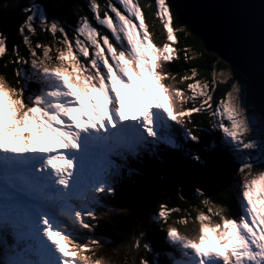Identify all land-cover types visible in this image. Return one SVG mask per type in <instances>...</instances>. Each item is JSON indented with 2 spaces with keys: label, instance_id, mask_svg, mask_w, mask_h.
<instances>
[{
  "label": "snow or ice",
  "instance_id": "obj_1",
  "mask_svg": "<svg viewBox=\"0 0 264 264\" xmlns=\"http://www.w3.org/2000/svg\"><path fill=\"white\" fill-rule=\"evenodd\" d=\"M155 3L166 31L162 46L154 43L138 0H107L103 15L97 0H89L92 19L79 9L75 25L50 19L38 0L4 5L24 14L18 33L28 54L19 45L9 49L8 37L0 32V59L12 56L4 67L12 65L18 85L0 75V264H101V258L93 259L103 247L94 235L98 209L104 206L100 194H116L117 177L130 160L142 154L156 157L161 146L180 147L178 130L170 122L198 144L200 136L188 127L192 121L184 118L201 112H209L212 127L223 134L220 143L244 174L238 211L228 214L225 203L197 189L209 213L197 212L193 223L198 228L181 231L169 224L170 214L180 209L161 203L151 219L163 222L164 246L154 251L141 230L113 251L119 255L123 250V264H137V258L139 264H264V169L252 174L256 152L264 165V117L254 132L255 117L244 106L230 66L211 81L188 84L191 97L164 83L176 79L169 66L179 59L172 46L178 38L171 6L166 0ZM38 28L51 35V42H33ZM217 62L224 65L219 58ZM190 71L197 74L196 68ZM228 80L231 90L213 107L210 85ZM197 96L203 97L198 106ZM126 99L144 105L143 113L127 116ZM187 99L194 103L184 109ZM48 138L58 147L45 148ZM189 154L202 162L199 154ZM189 218L177 223L187 225ZM107 264L118 262L109 259Z\"/></svg>",
  "mask_w": 264,
  "mask_h": 264
},
{
  "label": "trees",
  "instance_id": "obj_2",
  "mask_svg": "<svg viewBox=\"0 0 264 264\" xmlns=\"http://www.w3.org/2000/svg\"><path fill=\"white\" fill-rule=\"evenodd\" d=\"M14 2L15 0H0V32L8 37L7 46L9 49L13 45H19L21 53L27 56L28 53L26 47L23 45V38L18 33V27L24 19V14L16 7L8 9L4 7V5L11 6ZM38 2L47 9L50 19L55 16L67 21L70 25H75L76 14L79 12V9H83L82 12H79L80 15H87L90 19L93 16L89 8V0H38ZM112 2L116 3V0H112ZM138 2L141 5L154 41L159 45H163L167 42L166 31L163 29V21L156 16L158 9L155 0H138ZM19 3L24 5L30 3V0H19ZM97 3L101 6V13L103 14L107 0H97ZM166 3L172 8L173 28L178 38V42L175 45L178 50L179 59L174 60L169 66L176 79L166 80L165 83L178 88H184L188 84L197 82L203 84L211 81L216 73L225 68V66L230 65L226 62H224V65L219 64L217 62V58L219 57L206 50L181 0H166ZM55 5H60L59 10H54ZM117 6L120 7L119 4ZM9 11L12 13L11 16L8 15ZM37 32L38 35L32 37L34 43L51 42L52 37L50 34L42 33L39 28ZM69 37L72 38L71 31H69ZM184 49H187V56L189 58L187 62L184 60ZM11 59V55H6L3 59H0V75H3L10 85L18 86L16 85V77L12 65H9L8 68L4 67L5 61ZM192 68H196L197 70L195 76L190 71ZM225 70L227 69L225 68ZM184 76H188L190 79L182 81L181 78ZM233 76L237 81L246 85L248 103L253 106L252 111L256 110L261 117H264V108L255 103L247 80L236 69L233 71ZM210 86L217 89L216 91L214 90V95L218 100H221L226 98L227 92L231 90L232 81L228 80L225 83H217ZM32 87H35V85H32ZM188 120L192 121V127L198 126L207 131L208 128L206 126L211 122L212 117L205 112H201L194 113L188 117ZM206 142H209V140ZM195 146L199 147V149L202 148V145L199 144ZM198 154L201 155L202 152L199 151ZM191 163L192 161L182 159L181 162L177 161L176 163L168 161L167 166L159 165L152 169V171L135 168L143 176L139 174L126 175L122 180L115 183V195L104 196L102 194L104 197L102 200L104 206L102 208H106L107 210L97 217L94 235L100 238L103 247L97 251L94 259L101 258L104 264H107L109 259L118 262V264H123L125 258L123 250L119 255L113 250L131 240L141 230L146 233L145 238L154 246V251H158L160 247L164 246L166 232L162 230L163 222L161 221V224L158 225L151 219L158 213L161 203L167 204L168 209H180L179 212L170 214L168 223L174 224L181 231L198 228V223H193L198 211L209 214L207 207L201 203L202 197L200 196V192L204 194V197L225 203L229 209L228 214H235L239 204H236V188H233L234 182L239 179L237 175L234 177V182L229 183L225 189L215 196H206L205 191L197 188L200 192H197V189L194 190L192 199L185 200L181 197L179 174L184 169H189ZM224 192L227 193V196L219 198L220 194ZM184 218H189L187 225L177 223V221ZM148 258L152 260L154 258L153 254H149ZM137 264H139L138 258Z\"/></svg>",
  "mask_w": 264,
  "mask_h": 264
},
{
  "label": "water",
  "instance_id": "obj_3",
  "mask_svg": "<svg viewBox=\"0 0 264 264\" xmlns=\"http://www.w3.org/2000/svg\"><path fill=\"white\" fill-rule=\"evenodd\" d=\"M181 1L206 50L239 71L255 103L264 108V0ZM203 159L204 165L196 163L192 172L179 175L185 200L193 198L196 188L217 195L238 170L216 154Z\"/></svg>",
  "mask_w": 264,
  "mask_h": 264
},
{
  "label": "rangeland",
  "instance_id": "obj_4",
  "mask_svg": "<svg viewBox=\"0 0 264 264\" xmlns=\"http://www.w3.org/2000/svg\"><path fill=\"white\" fill-rule=\"evenodd\" d=\"M145 21H146V19H145ZM146 23H147V21H146ZM105 34H107V33H105ZM110 38H111V34H110ZM230 69H231L232 75H233V71L235 70V68L230 65ZM240 84H241V88H242V96H243L244 106L248 109L250 116H254L255 117V120H254V123H253L254 132H259L260 129H259L258 125H259V122H260L261 117L259 116V114L257 113L256 110L255 111H252L253 106L248 103V91H247L246 85H244V83L243 84L240 83ZM179 89H181V88H179ZM214 90L216 91L217 89L214 88ZM133 91H135L138 96L142 97V94L139 92L138 88H134ZM183 91L185 92V97H191L193 95V93H192V91L190 89L183 90ZM198 98H199V96L196 97V100ZM213 98H214V92H213ZM189 102H193V100L187 99L186 100V103L183 104V108H185ZM144 107L145 106L140 105V104L138 106H133L131 104H127L126 105V111L127 112H132L133 114H131V116L141 115L143 113V111H144ZM177 107L179 108L180 105L177 104ZM225 121H226L225 123H227V120L226 119H225ZM80 122L83 123V121H80ZM194 127H196V126H194ZM56 147H58V146H56ZM261 169H264V165H262L261 163H259L257 165V167L254 170H252L253 176L256 175L257 172L260 171ZM237 173H239V171ZM243 175L244 174L239 173L240 179L237 182L238 184L241 183V178H242ZM250 179H251V177H250ZM226 194H227L226 192L220 194V197L219 198L227 196Z\"/></svg>",
  "mask_w": 264,
  "mask_h": 264
},
{
  "label": "bare ground",
  "instance_id": "obj_5",
  "mask_svg": "<svg viewBox=\"0 0 264 264\" xmlns=\"http://www.w3.org/2000/svg\"><path fill=\"white\" fill-rule=\"evenodd\" d=\"M128 103H133V104H135V105L140 104V103H139L138 101H136V100H128V99H126V104H128ZM127 114H130V113H127ZM49 141H50V142H49ZM13 143H14V142H13ZM52 146H57L55 140L52 139V138H48V139H46L45 144H44V147H45V148H52Z\"/></svg>",
  "mask_w": 264,
  "mask_h": 264
}]
</instances>
